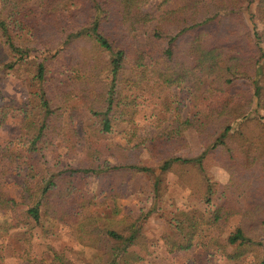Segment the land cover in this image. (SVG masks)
I'll list each match as a JSON object with an SVG mask.
<instances>
[{
	"label": "trees",
	"instance_id": "16d2710c",
	"mask_svg": "<svg viewBox=\"0 0 264 264\" xmlns=\"http://www.w3.org/2000/svg\"><path fill=\"white\" fill-rule=\"evenodd\" d=\"M149 2L0 0V69L33 89L22 104L0 105V128L13 114L18 127L16 147L10 139L0 145L2 174L25 172L20 202L0 182V214H11L13 226L43 217L65 224L102 191L125 196L138 174L152 178L158 198L164 174L200 168L211 154L229 173L228 184L214 199L204 187L205 212H178L164 246L178 253L201 245L226 261L264 264V120L257 115L258 107L264 112V0H160L154 10ZM251 4L263 23L259 32L244 20ZM127 83L157 101L160 131L139 137L138 103L124 94ZM188 131L204 151L185 159L177 153L189 146ZM116 133L125 146L108 141ZM139 147L155 169L126 162ZM87 178L98 180V192L76 198ZM84 216L77 226L93 238L94 218ZM139 233L138 220L106 229L103 252L113 255L106 264L139 261L128 252Z\"/></svg>",
	"mask_w": 264,
	"mask_h": 264
},
{
	"label": "rangeland",
	"instance_id": "374dc122",
	"mask_svg": "<svg viewBox=\"0 0 264 264\" xmlns=\"http://www.w3.org/2000/svg\"><path fill=\"white\" fill-rule=\"evenodd\" d=\"M159 2L160 0H150L148 9L154 10ZM173 6L174 3H171L166 7ZM255 13V4H251L243 11L249 32H252L254 22L258 32L263 27ZM251 15H254L252 19ZM32 91L26 78L19 79L0 69V105L4 101L22 104L27 101ZM123 91L125 95L137 99L135 124L139 137L151 136L160 131L155 116L157 101L153 97L139 96L128 83L124 85ZM257 111V115L264 120V112L259 107ZM82 122V115L75 120V126L79 130ZM17 128V119L14 114L10 115L0 128V145L4 144L6 139L13 142ZM186 139L189 146L179 151L177 155L185 159L200 156L204 148L195 133L188 131ZM108 141L126 145L120 133L114 134ZM59 143L56 141V147L62 154L63 150ZM12 146L16 147L14 142ZM215 157L211 154L203 157L200 168L187 166L164 174L162 195L158 198L153 197L152 178L148 174L135 175L128 182L125 196L121 198L114 199L110 197L109 191H102L97 195L94 204L84 211L86 215L94 218L93 227L96 229V235H93V238L84 232L86 229L77 226V218L85 217V214H77V218L65 224L43 217L39 224L23 221L17 226H13L15 220L12 224L11 214H0V264H106L113 255L109 256L103 252L102 245L110 243L104 241V231L111 228L121 231L127 223L134 220H138L140 233L137 242L128 247V252L139 257L140 260L135 264H250V260L246 259L230 262L220 256H211L201 245H195L184 252L168 253L162 240V235L170 232L171 221L178 212L203 213L208 210L209 206L205 204L203 198L206 187L211 189L214 199L218 196L220 188L228 184L230 175L221 167L219 157ZM63 159L72 162L64 157ZM126 162L156 168V164L142 147L128 151ZM14 169L2 174L3 169L0 167L1 188L10 198L20 202L23 195L21 183L25 172L22 167ZM98 183L97 179L87 178L78 186L75 197L83 198L95 193ZM93 239L94 241L97 239V247L92 246ZM99 244L102 247H99Z\"/></svg>",
	"mask_w": 264,
	"mask_h": 264
}]
</instances>
